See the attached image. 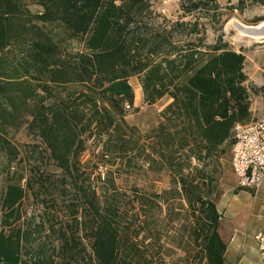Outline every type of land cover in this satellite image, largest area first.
<instances>
[{
    "label": "trees",
    "instance_id": "obj_1",
    "mask_svg": "<svg viewBox=\"0 0 264 264\" xmlns=\"http://www.w3.org/2000/svg\"><path fill=\"white\" fill-rule=\"evenodd\" d=\"M27 1L42 10L31 12ZM210 1L215 0L181 5L191 13ZM148 10L147 0H0V176L18 157L7 129L21 125L28 115L29 131L42 140L62 171L61 180L77 194L79 204L70 218L76 221V231L80 226L88 231L92 261L165 264L159 250L146 252L147 238H139L143 222L121 218L117 192L100 202L95 190L78 179L84 134L103 139L104 158L130 157L143 149L123 130H133L125 122V108L134 104L128 80L137 76L147 104L164 96L172 100L150 136L157 157L152 167L168 172L172 184L156 199H162L167 218H173L170 199L175 193L182 197L184 218L189 214L194 219L187 240L199 247L204 264H225L217 203L224 193L219 188L224 163L231 161L233 126L251 116L245 55L228 49L220 38L213 45L200 39L179 46L170 38L171 29L158 32L148 26ZM47 25L61 27L69 39L80 38L84 50H62L49 30L41 28ZM186 25L176 23L172 31ZM195 26L191 33H197ZM14 174L7 173L0 190V264H28L23 258L27 233L16 224L25 188L23 176ZM140 202L144 217L153 218L143 210L148 200ZM59 237L60 264H86L76 233L61 229Z\"/></svg>",
    "mask_w": 264,
    "mask_h": 264
},
{
    "label": "rangeland",
    "instance_id": "obj_2",
    "mask_svg": "<svg viewBox=\"0 0 264 264\" xmlns=\"http://www.w3.org/2000/svg\"><path fill=\"white\" fill-rule=\"evenodd\" d=\"M147 1L149 10L144 18L145 22L153 31L171 29L170 38L179 46H185L189 42L200 43V39L203 44L213 45L220 38L228 49L245 55L244 72L247 80L244 85L248 91L251 112L247 123L264 120V0H215L191 13H187L181 5L188 0ZM27 5L31 12L42 10L40 6L29 1ZM181 22L187 24L184 29L173 32L172 27ZM194 24L197 33L190 31ZM41 28L49 30L62 46V50L68 49L73 53L84 50L81 39L67 38L61 27L47 25ZM249 29L253 31L248 32ZM253 33H260V40L255 38ZM128 82L134 92V104L125 108V122L133 130L125 126L123 130L127 138L143 144V149L140 153L132 151L130 157L104 158L101 156L103 139L95 134H84L83 150L78 156V179L85 186L95 190L100 202H103L105 196L118 193L121 218L123 216L127 223L131 220L136 223L143 222L139 238H147L146 252L159 250L165 264H204L202 254L198 253L199 247L187 240L194 219L189 214L188 218H184L187 206L183 198L175 193L170 199V204H173L175 209L173 218H167L166 204L162 199H156L169 190L172 184L168 172L152 167V158L157 157L152 153L150 142L153 138L150 136L164 121L163 110L172 100L169 96H164L149 105L144 101L139 77H130ZM32 104L33 102H30V105ZM24 118L21 125L7 129L6 136L18 150V157L10 166L2 169L3 175L0 176V190L7 173L10 176L15 173L16 178L18 175L23 176L21 184L25 188V196L20 206L22 217L16 223L28 237L27 242L24 241L23 258L28 264H60L59 230L66 229L68 234L72 231L76 233L78 247L85 249L81 252L83 262L95 264L91 257L88 231L85 233L81 226L76 231V221L70 218L74 205L79 204L77 194L70 183L61 180L62 171L49 157L42 140L29 131L30 116L25 115ZM196 164V161L192 160V165ZM224 166L226 171L220 178L219 188L223 192L228 187L230 189L220 201L233 200L237 191L238 198L244 199L240 191L242 189L234 191L236 183H232L234 186L229 184L230 180L235 179L230 161L225 162ZM139 198L148 200L143 210L154 214L153 218L144 217ZM159 244L162 247H159ZM26 251L28 253H25Z\"/></svg>",
    "mask_w": 264,
    "mask_h": 264
},
{
    "label": "crops",
    "instance_id": "obj_3",
    "mask_svg": "<svg viewBox=\"0 0 264 264\" xmlns=\"http://www.w3.org/2000/svg\"><path fill=\"white\" fill-rule=\"evenodd\" d=\"M230 180L236 191L243 193L244 199H239L238 192L233 200L222 202V196L230 189L228 187L220 197L217 208L222 217L219 223V234L226 242L225 264H264V254L260 250L257 235L264 237V184L255 195L249 189L239 188L237 178ZM232 190V189H231ZM230 194V192H229Z\"/></svg>",
    "mask_w": 264,
    "mask_h": 264
},
{
    "label": "built area",
    "instance_id": "obj_4",
    "mask_svg": "<svg viewBox=\"0 0 264 264\" xmlns=\"http://www.w3.org/2000/svg\"><path fill=\"white\" fill-rule=\"evenodd\" d=\"M232 131L234 140L230 163L237 186L256 195L264 184V120L235 123ZM256 238L264 254V237L257 235Z\"/></svg>",
    "mask_w": 264,
    "mask_h": 264
},
{
    "label": "bare ground",
    "instance_id": "obj_5",
    "mask_svg": "<svg viewBox=\"0 0 264 264\" xmlns=\"http://www.w3.org/2000/svg\"><path fill=\"white\" fill-rule=\"evenodd\" d=\"M250 31H253V30H250V29H249L248 32H250ZM253 35H254V37L257 38L258 40H260L259 38H261V36H262V35H260V33H255V34L253 33Z\"/></svg>",
    "mask_w": 264,
    "mask_h": 264
}]
</instances>
